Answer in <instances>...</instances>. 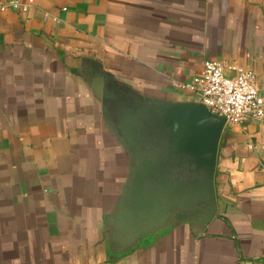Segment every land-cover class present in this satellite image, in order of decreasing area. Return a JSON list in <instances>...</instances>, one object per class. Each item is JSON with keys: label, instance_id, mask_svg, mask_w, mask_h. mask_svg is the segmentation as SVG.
Listing matches in <instances>:
<instances>
[{"label": "crops", "instance_id": "obj_1", "mask_svg": "<svg viewBox=\"0 0 264 264\" xmlns=\"http://www.w3.org/2000/svg\"><path fill=\"white\" fill-rule=\"evenodd\" d=\"M208 59L252 71L264 95V0H34L24 15L0 12V264H264L256 122L222 133L217 214L201 236L182 226L121 257L94 248L128 163L85 70L185 101L180 86Z\"/></svg>", "mask_w": 264, "mask_h": 264}, {"label": "water", "instance_id": "obj_2", "mask_svg": "<svg viewBox=\"0 0 264 264\" xmlns=\"http://www.w3.org/2000/svg\"><path fill=\"white\" fill-rule=\"evenodd\" d=\"M85 75L83 86L100 110L106 99L116 101L115 119L102 122L128 163L120 199L95 250L125 256L156 246L182 226L201 236L217 214L214 174L225 118L193 99H155L130 84L119 87L97 64Z\"/></svg>", "mask_w": 264, "mask_h": 264}, {"label": "built area", "instance_id": "obj_3", "mask_svg": "<svg viewBox=\"0 0 264 264\" xmlns=\"http://www.w3.org/2000/svg\"><path fill=\"white\" fill-rule=\"evenodd\" d=\"M34 0H0V12L26 14ZM231 71V75L226 73ZM180 89L190 99L226 120V126L259 123L264 134V95L258 91L256 76L250 70L227 67L217 60H205L202 72Z\"/></svg>", "mask_w": 264, "mask_h": 264}, {"label": "flooded vegetation", "instance_id": "obj_4", "mask_svg": "<svg viewBox=\"0 0 264 264\" xmlns=\"http://www.w3.org/2000/svg\"><path fill=\"white\" fill-rule=\"evenodd\" d=\"M82 73L84 74V72H80V74L82 75ZM115 84L119 87L123 86V83H117L115 82ZM109 88L107 89V92L110 90L111 84H108ZM130 103V102H129ZM116 108V101H110L109 99H106L105 101V106L102 107V110L100 112V116H101V120H103L104 122H107L110 119H115L113 116V110ZM197 213H193L192 216H195Z\"/></svg>", "mask_w": 264, "mask_h": 264}, {"label": "rangeland", "instance_id": "obj_5", "mask_svg": "<svg viewBox=\"0 0 264 264\" xmlns=\"http://www.w3.org/2000/svg\"><path fill=\"white\" fill-rule=\"evenodd\" d=\"M230 125L225 126V128L229 127Z\"/></svg>", "mask_w": 264, "mask_h": 264}]
</instances>
